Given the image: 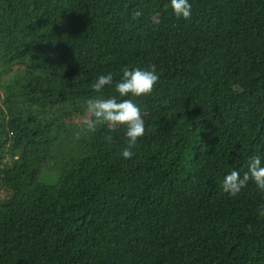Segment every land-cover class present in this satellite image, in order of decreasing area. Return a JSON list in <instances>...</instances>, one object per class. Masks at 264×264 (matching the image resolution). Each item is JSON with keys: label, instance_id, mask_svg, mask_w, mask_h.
<instances>
[{"label": "trees", "instance_id": "1", "mask_svg": "<svg viewBox=\"0 0 264 264\" xmlns=\"http://www.w3.org/2000/svg\"><path fill=\"white\" fill-rule=\"evenodd\" d=\"M189 3L0 0V264H264V193L221 188L264 163V0ZM150 64L152 94L119 97ZM97 96L140 107L132 159L123 127L85 134Z\"/></svg>", "mask_w": 264, "mask_h": 264}, {"label": "clouds", "instance_id": "2", "mask_svg": "<svg viewBox=\"0 0 264 264\" xmlns=\"http://www.w3.org/2000/svg\"><path fill=\"white\" fill-rule=\"evenodd\" d=\"M170 7L177 18L190 20L192 16V5L189 0H170ZM143 12L136 11L133 19H138ZM155 23H159L154 18ZM122 78L114 84L115 91L119 97H147L152 94L159 82L157 66L148 65L147 68L124 67L121 69ZM113 73L100 75L91 84V88L96 93H101L105 86L113 85ZM82 125L85 134L95 133L98 126L107 125L110 131H115L120 127L125 130L127 147L122 151L125 160L132 159L135 155L132 149L136 146L139 138L146 134L145 121L137 102L132 98L117 100L116 97L102 98L93 97L86 101V113L82 118ZM107 143L113 142V137H104ZM253 182L257 190L264 193V163L259 155H253L248 160L247 171L241 175L237 170H232L221 182L222 191L232 197L237 196L242 189ZM259 215L264 217V204L259 206ZM251 226L249 225V229Z\"/></svg>", "mask_w": 264, "mask_h": 264}, {"label": "rangeland", "instance_id": "3", "mask_svg": "<svg viewBox=\"0 0 264 264\" xmlns=\"http://www.w3.org/2000/svg\"><path fill=\"white\" fill-rule=\"evenodd\" d=\"M16 77V78H15ZM19 77V75H15L13 78H15V80L17 79ZM20 86V85H19ZM19 159V157L18 158H15V162L17 161ZM46 180L48 181L49 179H48V177H46Z\"/></svg>", "mask_w": 264, "mask_h": 264}]
</instances>
